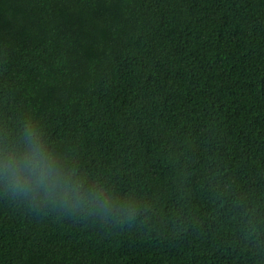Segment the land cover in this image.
I'll list each match as a JSON object with an SVG mask.
<instances>
[{"label":"trees","instance_id":"1","mask_svg":"<svg viewBox=\"0 0 264 264\" xmlns=\"http://www.w3.org/2000/svg\"><path fill=\"white\" fill-rule=\"evenodd\" d=\"M33 141L80 197L0 168V264H264V0H0V165Z\"/></svg>","mask_w":264,"mask_h":264},{"label":"clouds","instance_id":"2","mask_svg":"<svg viewBox=\"0 0 264 264\" xmlns=\"http://www.w3.org/2000/svg\"><path fill=\"white\" fill-rule=\"evenodd\" d=\"M9 184L21 192L30 193L37 190L43 198L60 196L67 200L79 199V189H74L63 180L53 157L36 142H31V151L21 158L9 156L6 163L0 165Z\"/></svg>","mask_w":264,"mask_h":264}]
</instances>
